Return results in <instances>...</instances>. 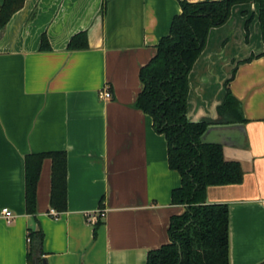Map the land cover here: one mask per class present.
<instances>
[{
  "label": "crops",
  "instance_id": "0c3cea01",
  "mask_svg": "<svg viewBox=\"0 0 264 264\" xmlns=\"http://www.w3.org/2000/svg\"><path fill=\"white\" fill-rule=\"evenodd\" d=\"M180 1L207 0H25L0 31V264H29L30 232L43 233L42 264H147L171 242V220L187 209L172 201L182 177L137 101L141 70L182 14ZM259 17L257 3L235 6L190 74V121L211 122L205 141L222 144L244 173L206 195L229 208L230 264H264V56L239 64L264 52ZM81 33L88 48L70 50ZM236 68L241 121L228 122L217 108ZM104 89L111 99L100 97ZM50 152L67 155V209L52 208L45 158L29 214L26 158Z\"/></svg>",
  "mask_w": 264,
  "mask_h": 264
},
{
  "label": "trees",
  "instance_id": "16d2710c",
  "mask_svg": "<svg viewBox=\"0 0 264 264\" xmlns=\"http://www.w3.org/2000/svg\"><path fill=\"white\" fill-rule=\"evenodd\" d=\"M25 0H3L0 7V31L12 16L20 11ZM257 3L264 41V0H207L198 3L180 1L182 14L174 18L167 37L161 39L157 54L141 70L143 91L137 105L154 121L157 133L166 136L170 168L179 172L182 185L173 191L175 205L187 206L182 216L173 217L170 225L171 242L151 251L147 264H230L229 208L227 205H208L207 190L211 186L239 184L243 170L239 163L227 162L222 145L207 144L202 137L209 123L188 120L189 77L197 60L205 50L210 31L224 26L235 6ZM250 21L246 23L247 38ZM47 38L42 39L45 49ZM68 48H88L86 33L74 36ZM264 56L252 55L240 62L245 64ZM225 83L226 96L218 107L221 118L228 122L241 121V104L231 92V82ZM51 158L52 208L67 209V155L65 152L34 154L26 158V207L36 213V191L42 162ZM96 223L95 229L99 226ZM29 264H42L43 233L30 232Z\"/></svg>",
  "mask_w": 264,
  "mask_h": 264
},
{
  "label": "built area",
  "instance_id": "2783aa9c",
  "mask_svg": "<svg viewBox=\"0 0 264 264\" xmlns=\"http://www.w3.org/2000/svg\"><path fill=\"white\" fill-rule=\"evenodd\" d=\"M100 97L102 99H105V100H109L112 98V94L108 91V90H102L100 92ZM50 214L53 216V217H58L59 213H57L55 210H51L50 211ZM3 216L9 221L11 222L14 218V215L12 214V212L9 210V209H4L3 210ZM89 221L90 223H94L96 221V218L91 216L89 217Z\"/></svg>",
  "mask_w": 264,
  "mask_h": 264
},
{
  "label": "water",
  "instance_id": "95a60500",
  "mask_svg": "<svg viewBox=\"0 0 264 264\" xmlns=\"http://www.w3.org/2000/svg\"><path fill=\"white\" fill-rule=\"evenodd\" d=\"M204 52V51H203ZM202 55V54H201ZM200 58V57H199ZM198 61V60H197ZM195 66V65H194ZM194 68V67H193ZM189 81H190V77H189ZM228 81V80H227ZM226 81V82H227ZM225 82V83H226ZM224 88H225V84H224ZM190 89H191V85H190ZM189 95H190V93H189ZM225 96H226V89H225ZM225 99V98H224ZM224 102V101H223ZM223 104V103H222ZM221 104V105H222ZM220 105V106H221ZM219 107V106H218ZM217 112H218V108H217ZM219 115V114H218ZM189 116V98H188V114H187V117ZM188 120H189V122H191V123H201V122H207V123H209V126H208V129H207V131L205 132V134L203 135V137H202V141L204 142V143H207L205 140V135H206V133L207 132H209V131H211L212 129H214V127L213 126H211V125H213L211 122H208V120H204V121H197V122H192V121H190V119H189V117H188ZM207 144H217V145H222V144H218V143H207Z\"/></svg>",
  "mask_w": 264,
  "mask_h": 264
}]
</instances>
